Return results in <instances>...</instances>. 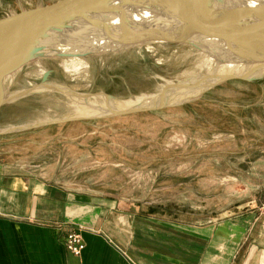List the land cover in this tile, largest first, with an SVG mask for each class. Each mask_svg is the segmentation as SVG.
<instances>
[{"label": "rangeland", "instance_id": "obj_1", "mask_svg": "<svg viewBox=\"0 0 264 264\" xmlns=\"http://www.w3.org/2000/svg\"><path fill=\"white\" fill-rule=\"evenodd\" d=\"M58 1L0 0V18ZM111 31L102 34L116 37ZM100 42L98 50L116 46ZM184 43L101 51L100 58H89L87 79L84 73L67 79L58 60L47 57L43 65L51 72L45 81L32 60L6 74L0 167L179 224L213 225L243 211L264 212V73L252 80L216 79L187 94L183 85L192 86L205 68ZM47 82L88 94L74 99L97 111L69 115L73 107L62 99L70 98L45 90ZM117 101L132 103L117 107ZM132 107L149 109L122 112Z\"/></svg>", "mask_w": 264, "mask_h": 264}, {"label": "crops", "instance_id": "obj_2", "mask_svg": "<svg viewBox=\"0 0 264 264\" xmlns=\"http://www.w3.org/2000/svg\"><path fill=\"white\" fill-rule=\"evenodd\" d=\"M71 230L78 255L65 248ZM0 264H264V212L179 224L0 167Z\"/></svg>", "mask_w": 264, "mask_h": 264}, {"label": "water", "instance_id": "obj_3", "mask_svg": "<svg viewBox=\"0 0 264 264\" xmlns=\"http://www.w3.org/2000/svg\"><path fill=\"white\" fill-rule=\"evenodd\" d=\"M126 8L133 12H147L149 18L157 22L161 20V23L169 27H176L177 35L184 39L188 40V35H195L217 40L237 54L249 56L264 64V3H226L225 0H61L50 5L22 9L16 14L0 18V106L8 101L1 88V81L6 74L37 58L84 55L99 51L97 48L62 51L55 46L62 35H67L68 30L80 22L103 27L107 31L113 27L109 22L111 19L129 22L126 13L123 16L116 15ZM140 31L143 30L129 31L126 35L137 36L138 32L142 33ZM74 35L76 36L75 33ZM143 43L141 41L140 45ZM130 47L132 46L126 45L122 49ZM115 49L117 50L116 46H111L101 51ZM261 73L264 71L249 75L221 76L217 79L240 77L252 80L260 77L258 74ZM48 75L49 71L43 72L42 81ZM78 95L88 96L86 93ZM160 106L158 103L153 108ZM138 109L149 107H132L122 112Z\"/></svg>", "mask_w": 264, "mask_h": 264}, {"label": "bare ground", "instance_id": "obj_4", "mask_svg": "<svg viewBox=\"0 0 264 264\" xmlns=\"http://www.w3.org/2000/svg\"><path fill=\"white\" fill-rule=\"evenodd\" d=\"M241 1L250 3V4L264 3V0H225L226 3H240ZM123 13L127 14L129 18L128 20L129 22H125V23H123L124 21L119 22L118 18L109 20L110 25L113 26L111 27L110 30H112L111 32H114L116 34V37L113 36V34H112L113 37H111V33H110V36H107L109 33L106 36L103 35L102 33L106 31V28L94 27V25L91 26V25H87V24L80 22L73 29L68 30L69 33L67 35H62L59 41L56 43L55 47L59 48L62 51H79L83 49L96 48L95 46L96 44L102 43L100 42V39L103 41L111 42L113 45H116L119 48L126 46V45H132L134 43H138L140 45L141 41H143L144 43L157 41L160 44L164 42H169L170 40H176V42L178 43L185 42L184 44L180 46L187 48L186 52L188 53L195 52V54L198 55V62H199L198 64L201 66V68H205L204 71L198 72L197 73L198 75L195 74L197 78L195 79V81H193V79L191 80L192 81L191 83L193 84L192 86L191 85L188 86V84L183 85L184 88H186L185 91H188L187 94L191 91V88L194 90L195 88L198 89L199 87L212 84L214 80H216L217 78L221 76L238 75V74L249 75L255 72L259 73L261 71H264V64L262 62L256 61L250 58L249 56H245V55L243 56V55L237 54L235 50L227 47L226 44L220 41L211 40V39H207V38H203V37H199L195 35H188L186 37L188 38L187 40L181 37L180 35L179 36L177 35L178 29L176 27H169L165 23H161V20L157 22V20L151 19V17L149 18L147 12H141V11L133 12L131 9L126 8L116 13V15L123 16ZM119 28H121V30H119ZM136 29L143 30L144 32L143 31H140L142 33L138 32L137 36L126 35L127 32L129 31L135 32ZM71 33H73V35L75 33L76 36L71 35ZM144 37L146 38L141 39ZM145 49L153 51L152 45L150 44H146ZM101 54H102L101 50H99L97 52H91V53L84 54V55L68 54V55H56V56H51L47 58L58 60L57 64L62 68V70L66 72L67 79H73V78L75 79L77 76L81 75L82 73H84V76L82 77L87 79V77L89 76L86 75L87 72H85V70L88 69L89 67V61H88L89 58L93 56L100 58ZM42 59L43 58H37L32 61H34L35 63L34 62L33 63L37 64L41 68L40 70L41 73L49 71V74H50L51 69H47L44 67L43 64L45 62ZM187 69H188V66H187ZM193 74L194 73H190L189 75L192 77ZM186 75H188L187 72H186ZM189 78L190 77L186 76L185 80H188ZM185 80L184 82L181 80L178 83L176 81V84L181 85L185 83ZM75 81H78V80H75ZM48 82L43 84L44 89L48 87L54 88L53 89L54 91L57 90L61 92L60 95H62L63 98H70L69 101L62 99V102L64 105L71 104V106L73 107V111L69 115L76 114V113L90 114L92 111H97V109L93 108L94 110L93 109L91 110V107L87 108L86 106H84L86 105L85 102L82 101V104H79L78 101L74 99L79 96L78 95L79 93H82L81 91L70 89L67 86L60 84V83H48ZM50 88H49V91L51 92ZM29 89L21 91V92L12 93L11 95H9V98L10 97L18 98L24 94H27L29 92L28 91ZM32 89H31V92H32ZM168 90H170V92L168 93H171L172 92L171 90L173 89L169 88ZM163 93L164 91H162V94ZM184 93H185L184 91H181L180 94H184ZM150 95L142 97V98H145V100L142 102H149L148 99L152 98ZM89 97L91 98L92 96H89ZM56 98H61V97H56ZM131 103H129L128 101L127 102L117 101L115 105L117 107L118 106L124 107V106L130 105ZM100 106L101 105H99V107Z\"/></svg>", "mask_w": 264, "mask_h": 264}, {"label": "built area", "instance_id": "obj_5", "mask_svg": "<svg viewBox=\"0 0 264 264\" xmlns=\"http://www.w3.org/2000/svg\"><path fill=\"white\" fill-rule=\"evenodd\" d=\"M84 247L80 232L71 230L67 233L65 239V248L72 254L78 255Z\"/></svg>", "mask_w": 264, "mask_h": 264}]
</instances>
